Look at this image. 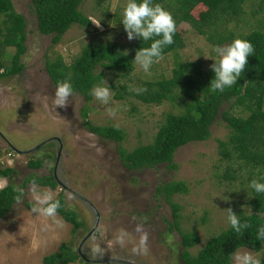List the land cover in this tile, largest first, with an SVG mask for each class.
<instances>
[{"label": "rangeland", "instance_id": "rangeland-1", "mask_svg": "<svg viewBox=\"0 0 264 264\" xmlns=\"http://www.w3.org/2000/svg\"><path fill=\"white\" fill-rule=\"evenodd\" d=\"M127 2L83 0L80 10L91 25H72L60 41L53 44L52 35L38 32L30 0H12L14 9L22 13L27 22L26 51L21 57L25 68L22 73L11 77L0 76V168L13 167L16 170L10 177L0 179V187L9 183L19 186L28 175H47L53 169L58 185L53 189L39 188L52 191L54 198L61 194L66 206L77 212L84 227L72 232L73 225L59 214L52 219L32 213L35 201L30 194L26 195L22 203H14L12 209L0 218V264H42L43 256L57 251L62 243L71 244L77 251L80 246L82 255L89 260L90 249L96 245L102 247L103 258L91 260L93 264H126L104 259L127 260L133 264H181L179 235L176 231H167L170 207L162 196L155 194L158 185L170 180H183L188 187L186 193L174 194L172 201L182 207L180 224L183 231H193L199 237V243L190 249L192 254L230 226L228 208L237 215L252 212L248 169L236 159L234 152L228 158H223L220 153L219 141L226 142V149L232 150L229 142L231 129L220 116L211 125L207 140L189 142L175 151V168L166 163L152 168H126L119 159L116 142L103 140L83 126L81 109L86 104L87 119L91 124L118 125L125 131L126 136L120 143L125 149L152 142L167 113L184 111L186 98L174 90L161 103H146L129 90V85L147 89L146 82L169 78L175 60L198 62L204 74L215 63L213 49L230 44L229 41L210 42L188 23L181 22L177 25L181 47L176 53L163 55L148 75L134 63L135 39L128 40L122 23ZM241 6L239 15L232 16L225 26L220 24V27L227 28L233 41L242 39L254 28L264 32V0H244ZM199 11L209 17L206 7L196 6L194 15L197 16ZM115 13H118L116 21L112 17ZM90 18L99 21L100 27ZM88 41L116 43L120 51L130 55L133 68L123 71L95 67V73L102 70L104 74L98 85L109 87L112 92L109 105L101 104L93 96L85 103L84 97L74 92L67 107L56 108L54 93L58 84H54L48 75L45 61L59 57L69 65ZM14 52V47L0 48L3 69L11 66ZM121 85L126 88L121 97L116 98ZM45 96L47 106L42 102ZM206 100L207 97L203 98V102ZM229 105L225 104V108ZM109 107L117 109L114 117L108 114ZM56 137L60 138L61 149L54 169L59 151ZM39 144L40 147L36 148ZM45 153H51L52 158H46ZM37 158L43 159V165L38 169L28 168L27 162ZM227 166L239 170L235 174L237 179L222 178ZM252 178L258 180L256 172ZM30 184L23 188L27 191ZM66 194L72 199H67ZM94 210L98 222L92 233L82 240L95 223ZM145 218L149 251L147 255L137 256L132 252L139 239L135 227ZM120 229H125L131 236V241L124 247L115 243ZM169 237L171 243H168ZM237 251L251 252L264 264V243L258 251L247 247Z\"/></svg>", "mask_w": 264, "mask_h": 264}, {"label": "trees", "instance_id": "trees-1", "mask_svg": "<svg viewBox=\"0 0 264 264\" xmlns=\"http://www.w3.org/2000/svg\"><path fill=\"white\" fill-rule=\"evenodd\" d=\"M96 1L101 3L106 0ZM243 1L171 0L167 3L165 0H153V4L162 5L169 10L177 25L181 22L188 23L192 29L210 42L232 43V36L230 32L227 33V28L224 26L232 16L241 13ZM30 2L38 32L43 35H52L53 44L58 43L72 25L82 27L91 25L89 18L80 10L83 0H30ZM198 5L207 8L209 17L204 15V11H199L197 16L194 15L193 10ZM117 14L112 16L115 21L118 18ZM0 17H2L0 48L2 46L15 48L11 56V66L5 67L0 76L11 77L22 73L25 68L21 57L26 51L27 22L24 15L14 9L12 0H0ZM220 24L224 25L221 26L222 29ZM242 39L253 44L254 55L249 56L248 65L238 82L222 93L211 90L210 84L215 78L214 71L209 69L203 74L198 62L175 60L169 78L145 83L147 91L137 94L143 102L161 103L174 90L185 97L187 102L181 113L166 114L152 142L130 150L125 149L120 144L126 136L125 131L113 125L91 124L87 119L86 104L81 109L83 126L103 140L116 142L119 159L126 168H152L163 163L175 168L176 165L173 163L175 151L189 142L207 140L211 134V125L220 116L231 129L229 137L232 145L231 152L226 149V142L219 141L223 158H228L234 152L236 159L248 169L247 179L250 182L254 180L252 175L256 172L258 181L264 183V32L254 28ZM151 42V40L143 41L136 38L135 50L150 47ZM180 47L181 42L176 31L174 43L164 48L163 55L176 53ZM97 66L106 70L123 71H130L133 68L130 55L120 51L118 45L113 42L88 41L69 65L63 63L59 57L54 61L48 59L45 61V68L53 83L70 82L74 92L84 97L85 103L92 99L93 87L104 78L102 70L98 73L94 72ZM125 88V85H121L115 97H121ZM205 97L207 100L203 102ZM228 103H230L229 108H225V104ZM52 156L51 153H45L48 159ZM43 162V159H31L27 162V167L38 169ZM237 171L239 170L227 166L222 178L235 180ZM15 172L13 167L0 168V176L3 177H10ZM32 181H35L38 186L51 189L58 185L52 171L47 175H28L19 186L11 183L5 185L0 189V218L5 216L16 203L15 196L18 194L16 189L23 188ZM250 190L252 212L238 214L241 223L247 222L250 227L242 233H236L230 225L192 254L190 249L199 243V237L193 231H183L180 224L182 207L179 203L172 201L174 194L188 191L186 182L170 180L156 187V196H162L171 210V219L166 220L167 231L168 233L176 231L179 235L181 264H232L231 254L237 249L247 247L254 251L260 250L264 241L257 240L256 236L258 229L264 226V193H256L252 188ZM55 199L61 203L58 214L73 225L72 232L83 228V222L78 219L77 212L66 206L62 195H57ZM77 261L79 264H93L87 257H82L77 248L65 243L60 244L57 251L46 254L42 258V264H69Z\"/></svg>", "mask_w": 264, "mask_h": 264}, {"label": "clouds", "instance_id": "clouds-1", "mask_svg": "<svg viewBox=\"0 0 264 264\" xmlns=\"http://www.w3.org/2000/svg\"><path fill=\"white\" fill-rule=\"evenodd\" d=\"M122 23L127 33L129 41L140 38L143 41H152L150 47L137 50L134 63L139 65L142 70L151 75V68L154 64L159 63L163 59V50L165 47L174 43V35L177 31V24L172 14L160 4H153V0H128L122 13ZM91 19V18H90ZM98 28L100 22L91 19ZM216 58L210 67L215 73L210 87L213 92H223L238 82L243 71L248 65L249 56L254 55L255 49L250 41L240 38L235 39L232 43L225 46H216L213 49ZM207 58V57H205ZM209 59V58H208ZM4 71V69H3ZM2 73V72H1ZM129 90L136 94L146 92L143 87L129 85ZM75 93L70 82L64 81L57 85L54 93L55 107L65 108L69 105V100L74 97ZM91 95L103 105H109L112 101V92L109 87L97 85L91 90ZM42 102L47 106V97L42 98ZM110 116H115L117 109L109 107L107 109ZM118 127V125H117ZM250 188L256 193H264V183L258 180H252ZM15 201L17 204L23 202L26 195H31L35 204L31 208L32 213L37 215L55 219L58 216V210L61 203L54 198V193L50 190H41L35 181H32L28 190L17 188ZM67 199L71 200L72 196L66 194ZM228 221L236 233H242L248 229L250 225L245 222L241 223L239 216L228 208ZM144 221L138 223L135 232L139 234V239L134 243L132 252L134 255H147L149 251L148 240L149 233L145 230ZM256 239L264 241V226L257 231ZM131 241L130 234L125 229H120L115 236V243L121 247L126 246ZM171 237L168 243H171ZM105 252L102 247L96 245L90 249V259L95 261L102 259ZM234 264H261V259L251 252H234L231 254Z\"/></svg>", "mask_w": 264, "mask_h": 264}, {"label": "water", "instance_id": "water-1", "mask_svg": "<svg viewBox=\"0 0 264 264\" xmlns=\"http://www.w3.org/2000/svg\"><path fill=\"white\" fill-rule=\"evenodd\" d=\"M39 146H40V144H39L36 148H38ZM94 211H95V210H94ZM95 215H96V220H95V223H94L93 227L90 229V231L85 235V237H84L82 240L86 239V238L92 233V231L95 229L96 224H97V222H98V214H97L96 211H95ZM78 252H79V254H80L82 257H84V256L82 255L81 251H80V246H79V248H78ZM90 261H91V260H90ZM104 261H109V262H112V261H118V262H122V263H126V264H133V263H131L130 261H127V260H119V259H104Z\"/></svg>", "mask_w": 264, "mask_h": 264}, {"label": "flooded vegetation", "instance_id": "flooded-vegetation-1", "mask_svg": "<svg viewBox=\"0 0 264 264\" xmlns=\"http://www.w3.org/2000/svg\"><path fill=\"white\" fill-rule=\"evenodd\" d=\"M57 138V140H55L57 143H58V155L56 154V159H55V165H53L54 167V169L56 168L55 166H56V164L58 163V161H57V159L59 158V154H60V149H61V142H60V138H58V137H56ZM52 172H53V174H54V176H55V179L58 181V179H57V177H56V175H55V170L53 171V169H52ZM58 183V182H57Z\"/></svg>", "mask_w": 264, "mask_h": 264}, {"label": "built area", "instance_id": "built-area-1", "mask_svg": "<svg viewBox=\"0 0 264 264\" xmlns=\"http://www.w3.org/2000/svg\"><path fill=\"white\" fill-rule=\"evenodd\" d=\"M3 72V67L0 66V73Z\"/></svg>", "mask_w": 264, "mask_h": 264}, {"label": "crops", "instance_id": "crops-1", "mask_svg": "<svg viewBox=\"0 0 264 264\" xmlns=\"http://www.w3.org/2000/svg\"><path fill=\"white\" fill-rule=\"evenodd\" d=\"M0 179H4V177H1V176H0ZM4 186H5V185H4ZM4 186H3V187H4ZM1 188H2V187H0V189H1Z\"/></svg>", "mask_w": 264, "mask_h": 264}]
</instances>
